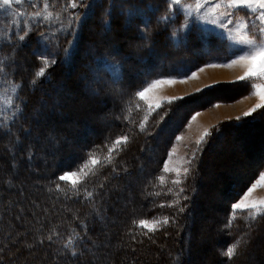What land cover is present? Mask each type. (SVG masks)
<instances>
[{
	"label": "rangeland",
	"instance_id": "rangeland-1",
	"mask_svg": "<svg viewBox=\"0 0 264 264\" xmlns=\"http://www.w3.org/2000/svg\"><path fill=\"white\" fill-rule=\"evenodd\" d=\"M186 2L194 3V0H186ZM49 4L48 11L53 13V18L46 21L42 17L33 18V13L44 11L43 0H22L20 4L13 3L10 8L0 9V60L3 61V72L0 73V128L16 122L15 120L23 112L28 100L31 108H29L30 112L28 109L31 121L36 120L41 128L43 126L48 128L47 131H39L43 138L39 143L36 159L49 160L51 163L49 167L42 166L40 172L56 168V161L59 159L56 154H53V148H55L57 138L59 143L74 148L65 152L67 156L79 153V146L86 144L85 142L88 144V141L95 140L104 134L107 137L109 132L111 133L106 139L109 145L115 139L127 135L128 142L120 146L122 150L120 159L128 162L134 158L135 161L140 159L146 167L141 168L128 180L114 184L113 187L120 185L140 191L139 186L144 185L145 175L148 174L149 168L154 166L157 155L160 160V174L156 178L148 174L150 178H146L148 180L146 184H150V180L153 179L157 181V188H155L157 193L148 190L143 198L153 200L155 196L160 197V203L156 207L153 204L151 208L145 210L150 213L153 209L161 211L159 215L152 213L153 216L150 219L144 220L151 222L153 218L157 220L167 218L169 222L158 225V230L155 232H147L146 229L138 228L133 222L123 233L124 235L127 233L128 240L126 241L129 244L140 243L142 238H147V245L155 244L156 251L153 259L156 255L161 259L157 251L161 243L162 264L171 263L168 250L175 247V242H170L167 236L178 237L181 234V227L188 223L186 222L188 218H184L182 214L187 212L192 213L195 222L199 221L192 246L190 244L191 249L194 250V259L200 257L211 246L212 235L220 236V229L215 231L209 229V222L225 223L228 232L237 227L241 230L238 240L247 234V227L243 220L237 219L231 227L227 225L233 212L231 206L242 198L248 188L232 202L224 201V197L216 190L219 187L221 189L227 181L231 183L235 181L238 184L251 179L253 173L250 174V172L254 170L264 150V129L261 124L248 127V123L252 121L250 120L244 126H240V129H231L227 125L222 128L220 136L215 137L216 140L214 138L215 141L208 145L211 147L206 148L201 166L202 185H200L199 197H197L198 205H204L205 209L207 207L206 212L199 208L196 210L188 203L189 201L186 202L187 199L184 197H187V194L184 193V188L183 192H179L182 188L181 184L186 180L184 177L187 174L184 169H188L189 176L195 173L199 162L198 156L202 147L206 145V137L203 135L204 142L197 150L196 141L201 137L194 139L199 126H202L201 119L196 117L190 120V125L188 123L184 125L185 119H183L182 129L168 140L163 151L159 150H161L167 132L156 131L157 125L146 131L148 130L147 120L152 118L159 107L171 103L174 99L186 97L204 89L210 90L212 89L210 87L218 84H221L220 89L207 92L208 99L205 98V101L210 102L214 99L218 102L203 107V110H220L217 114L213 112L214 124L208 127L206 131L208 133L218 123L244 116V114L238 115L237 113L247 104L260 103V97L255 94V85L264 83V81L255 78L240 80L239 77L245 71L241 65L210 66L229 64L243 54L244 46L238 42V36L234 38L218 26L197 21L195 17L191 18L190 29H182L183 22L188 19L183 12L176 13L170 20H161L160 17L166 14V0H84L83 6L76 9L67 8V0H49ZM203 11L202 9L201 13ZM222 11L224 9L219 10L216 15L219 16ZM234 12L238 22L243 19L249 20L248 31L254 34L256 32L254 17H250L248 10L240 8ZM162 21L166 23L164 27L161 24ZM25 29L28 34L24 40H20L19 36L25 34ZM191 33H193L192 38ZM26 40L29 41L27 45L24 44ZM154 46L157 48L154 49ZM133 56L136 57L132 58ZM145 56L149 57V63L157 64L155 73L158 74L149 76L144 84H137L139 89L134 91L136 86L133 84L138 83L141 79L140 74L146 70L145 68L151 66L149 63L140 61V58ZM42 58L55 60V63L46 69L44 76L37 78L35 74L42 66ZM143 64L146 67H143ZM114 65L119 66L118 71L114 69ZM124 65L126 67L122 71ZM68 67H71L69 72ZM207 68H234L237 71L226 79L218 80L217 76L206 78L201 76V69ZM107 70L115 78L125 76L121 86L111 83L105 74ZM135 70L137 72L134 74ZM192 73H196L195 78H190ZM67 78L75 82L66 86ZM45 80H50V83L44 86L42 83H45L43 82ZM155 80H172L175 83L158 85L147 94V100H140L136 93ZM235 81L242 82L244 88L247 84L246 89H250L248 94L239 97L236 89L228 86ZM33 85L37 86L33 93L28 94L25 86L29 90V86ZM26 95H29L28 99ZM7 99L13 101L11 106L5 103ZM247 99H250L249 102L242 106V101ZM157 104L160 106L155 107ZM184 109L188 110L187 106L183 110L175 108L172 111L174 119L169 126L179 121L180 118L182 119ZM53 113L58 116H50ZM208 118L207 114L202 116L203 120ZM141 125H143L142 128ZM60 127L65 131L62 129L59 131ZM56 133L60 135L56 136ZM70 134H75V136L68 138ZM177 137H183V139H176ZM10 141L12 139L7 137L5 145ZM11 145L17 147V141H12ZM1 148L3 146L0 147V154L3 153ZM172 148H175L174 152H171ZM100 149H104L103 153L108 151L107 148ZM90 153H87V156ZM98 153L99 151L96 152L97 156L102 152ZM193 153H195L194 159ZM189 160L191 163L187 162ZM166 163L172 169L169 173L163 172ZM3 164L5 165L0 161V176L3 172L5 174ZM77 167L73 171H76ZM101 170L102 168L98 167L91 175L96 177ZM25 173L28 175L27 172ZM161 175L164 176L163 183L159 180ZM77 178L74 177V179ZM257 178L254 177L250 181L251 184ZM176 179L181 180V184L172 183ZM220 181H223V184ZM68 183L71 184V182ZM39 184L38 181H34L33 185L31 181L28 182V194L17 197L18 203L25 206V211L29 210L25 199L29 195L32 196L37 189L35 185ZM8 186L13 187L12 184ZM176 193L179 194L176 195ZM130 197L132 194L124 191L123 196H119V199L112 205V207L115 205V212L122 217V220L125 218V221L127 217L130 219L137 217L140 212L136 209H142L137 203L133 202L130 205L131 203L128 202ZM260 198H264V187L258 188L250 197L252 200ZM105 199H109L110 204L109 195ZM45 200L46 198H43L40 204ZM118 201H124L129 205L120 209ZM181 208L183 211L180 210ZM218 217L221 219L217 220ZM145 232L149 234H144ZM257 234H259L260 241L254 238L248 246L240 244L241 255L236 259L235 264H264V227L255 231L251 237ZM127 252L131 254L129 248ZM182 254L184 255L183 251ZM19 255L18 252L17 256ZM174 258L180 263L176 257ZM138 264H140L139 261Z\"/></svg>",
	"mask_w": 264,
	"mask_h": 264
},
{
	"label": "trees",
	"instance_id": "trees-1",
	"mask_svg": "<svg viewBox=\"0 0 264 264\" xmlns=\"http://www.w3.org/2000/svg\"><path fill=\"white\" fill-rule=\"evenodd\" d=\"M161 24L163 27L166 25L163 21ZM190 35L192 38L193 33ZM28 42L29 41L26 40L24 44L27 45ZM153 48L156 49L157 47L154 46ZM135 57L136 56H133L132 58ZM140 61L143 63L150 62L148 56L140 58ZM149 64H151V66L145 68L146 70L140 74V81L133 84V86H136L134 91H136L137 88L139 89L137 84H144L147 82L149 76L158 74L155 73L157 64ZM125 67L126 65L122 67V71L125 70ZM143 67H146V65L143 64ZM67 69L70 70L71 67ZM136 72L137 70L133 73L135 74ZM105 74L110 79L111 83L116 86H121L125 80V76L123 78L113 77L108 70L105 71ZM43 82H45L42 83L45 86L50 83V80H45ZM36 86L37 85L29 86V90H27V86H25V89L27 93L30 94L33 93ZM228 86H230L231 89L232 87L236 89V93L239 97L248 94L250 91V89H246L247 84H245L246 88H244L240 81H235ZM220 87L221 84L214 85L210 87L212 88L210 90L204 89L192 95L174 99L171 103L159 107V110L153 114L152 118L147 120L148 124L146 125L148 129L146 131H149L151 127L157 125L156 131L167 132L161 150L159 151L165 150V145L168 144V140L180 132L183 119H185L184 125H187L192 116L199 110H203V107L218 102L214 99L210 102L205 101V98L208 99L206 95L207 92L212 90L215 91L218 88L220 89ZM26 96L28 99L29 95ZM25 104L26 106H24L23 112L15 120L16 122L0 128V147L3 146V148H1L3 153L0 154V161L5 163V165L3 164L5 174L3 172V174H1L3 177L0 176V264H138V261L140 264H162L163 255L161 251L163 249L161 248V243H159L157 248L161 259L157 258V255L156 258L153 259V255L156 251L155 244L147 245V238H142L140 243L134 245L129 244L126 241L128 240L127 233L125 235L123 233L134 221L150 219V217L153 216L152 213L159 215L161 211L159 208H156L159 209L157 211L153 209L151 213L145 210L151 208L153 204L156 207V205L160 203V197L155 196L153 200L149 198L144 200L143 198L148 190L150 192L154 191L155 194L157 193L155 189L157 188V181L155 179L152 180L153 182L150 180V184H146L148 181L146 180L147 177L150 178V176H154L156 178V176L160 174V160L157 158V155L155 157L154 166L149 168L148 174L151 175H145L144 185L142 184L141 187L139 186L140 191L139 189H132L120 185L118 187H113L114 184L122 183L133 177L141 168L144 169L146 165L142 163L140 159H136L135 161L134 158L130 162L121 160V149L114 153V158L111 163L104 161L103 157L106 155L107 151L103 153L104 149L101 150L100 148H106V144L109 145L106 139L111 132L107 133V137L106 134H104L95 140L92 139L88 141V144L85 142L86 144L79 146V153L67 155L68 157L65 152L74 148H69L68 146L66 147L65 144L59 143L56 137L57 143L54 144L55 148H53V154H56L59 159L56 161V168H52L47 172L41 171V173L40 170L42 166L49 167L51 162L49 160L40 161V159H36L39 143L43 138V135H41L39 131H47L48 128L46 126L41 128L36 120H33L35 122L31 121V115L29 114L31 108L29 107L30 104L28 100ZM186 106L188 110L184 109L181 115L182 119L180 118L179 121L169 126L174 119V113L172 111L175 108L183 110ZM191 107L194 108L191 110ZM187 113L190 114L187 115ZM50 116L54 117L58 115L53 113ZM50 122L51 121H49V123ZM247 122H249L248 127L261 124L262 129H264V109H257L251 116H241L239 120L234 119L232 121L218 123L211 128L209 135L206 136V145L202 147L200 151L198 166L196 167L195 173L192 175L194 178L188 175V171L187 175L184 177L186 180L181 184L182 188H184V193L187 194L186 202L189 201L188 203L196 210L198 208L205 210V207H203L204 205H198L199 201L197 197H199V189L200 185H202L201 166L203 165V156L206 152V148L220 136L219 134H221L222 128L225 126L229 125V128L234 129L244 126ZM168 128L169 130L167 131ZM61 129L64 130L60 127L59 131H61ZM56 134V136L60 135V133ZM74 136L75 134H70L68 138H73ZM7 137L12 139V141H17V147L11 145L12 141L5 145ZM102 144H104L102 147H98ZM97 151H99V153L102 152L101 154L98 153V157L101 158L102 163L97 166V168H102V170L96 177L91 174L88 175V177L83 180V183L79 185V190L73 189L68 182L58 179L60 175L73 171L76 166L83 163L87 153H96ZM262 152L263 154L256 162L254 170L250 172V174L253 173L250 180H245L238 184H236L235 181H232V183L227 181L221 189L219 187L216 190L218 194L224 197V201L232 202L237 200L249 187L251 184L250 181L254 177H258V174L264 170V150ZM88 157L89 155L86 160ZM97 168H95L93 172H95ZM25 172H27L28 175ZM190 178L193 179L190 180ZM30 181L31 185H33L34 181H38L40 184L35 185L37 188L36 191L32 196L29 195L25 199L27 201L26 206L29 208V210L25 211V206L18 203L17 197L28 194L27 184ZM8 184H12L13 187H9ZM58 184L60 185L59 189L57 188ZM85 189L87 191H85ZM124 191L132 194V197H130L128 201L129 204L131 203L130 205L134 202L142 208L136 209L140 212L137 217L132 219L127 217L126 221L125 218L122 220V217L115 212V205L112 207L114 202L119 199V196H123ZM87 192H91L92 195L89 197ZM108 195L110 197V204L109 199H105ZM43 198H46V200L40 204ZM118 204L120 205V209H124L125 205L127 207L129 205L124 201H118ZM182 216L188 218V221H186L188 223L181 227V234L178 237L174 235L167 236L170 242H175V247L172 250H168V257L171 260L169 264H235L236 259L241 255L240 247L237 249L236 255L231 259L223 253L229 246L238 240L241 232L240 229L235 227V229H230V232H228L229 230L225 228V223H220V221H216L215 223L209 222V229L214 231L220 229V236L212 235L211 246L208 247L207 251H204L200 257L194 259V250L191 249V246L195 238L194 233L198 228L199 221H194L191 212L182 214ZM220 219L219 217L217 218V220ZM237 219L243 220L248 232L239 239L242 245L248 246L253 242L254 238L255 240H261L259 234L254 237L251 236L255 231L264 227V215L258 216L252 221L248 219L244 212H237L236 218L232 220V223ZM249 224L251 225L250 227ZM76 234H78V236ZM148 234L149 233H147V235ZM49 236H51V240ZM69 236H72L73 239L76 240V243L73 245L76 255H72L71 251L64 247ZM205 242L207 243V240ZM127 248H129L131 254L127 252ZM18 252L20 253L19 256H17ZM174 257H176L180 263H178Z\"/></svg>",
	"mask_w": 264,
	"mask_h": 264
},
{
	"label": "snow or ice",
	"instance_id": "snow-or-ice-1",
	"mask_svg": "<svg viewBox=\"0 0 264 264\" xmlns=\"http://www.w3.org/2000/svg\"><path fill=\"white\" fill-rule=\"evenodd\" d=\"M13 3L20 4L22 0H0V9L10 8ZM84 4V0H67V8L76 9L78 7H82ZM43 12H35L33 13V18L42 17L43 20H51L53 18V13L48 11L50 4L49 0H43ZM245 8L248 10L250 17H254V26L256 28V32L253 34L248 31L249 29V20L243 19L239 22L237 21V17L235 15L234 10ZM204 10L201 13V10ZM224 9V11L220 12V15L217 16L216 13ZM183 12L186 19L182 24V29H190L191 27V18L195 17L197 21L207 22L213 25L218 26L220 29L224 30L226 34L233 36L234 38L238 36V42L244 46L243 54L240 55L237 59H233L231 63L226 65H210L212 67L218 66H227L232 67L234 65H241L245 71L242 76L239 77L240 80H250L252 78L264 81V0H194V3H188L186 0H166V14L160 17L161 20L167 21L172 19V16L176 13ZM231 26V27H230ZM243 30V32L241 31ZM28 34L27 29H25V34L20 35L19 39L24 40L25 36ZM66 52L68 50H65ZM55 63V60H48L47 58H42V66L36 72V77H42L45 74L46 69L52 64ZM115 70H119L118 65L113 66ZM203 69H201L202 71ZM3 72V61L0 60V73ZM95 73V70H94ZM196 73H192L190 78H195ZM98 78V76H97ZM35 82V81H33ZM164 83H175L172 80H155L151 82L148 86L143 88L142 90L136 93V96L140 100H147V94L157 87L158 85ZM18 87V86H16ZM256 92L255 94L260 97V103L256 104L254 108L250 109L248 112L244 113V116H251L252 113L256 112L257 109L264 108V83H258L255 85ZM170 102V101H169ZM6 104L12 105L13 101L11 99H7L5 101ZM157 104L155 107H159ZM195 119V117H192ZM240 117H237L239 120ZM143 125H141V128ZM209 133L205 132L204 136H208ZM129 137L127 135L123 137H119L115 139L110 145H106L105 147L108 149L106 155L103 157V160L111 163L114 158V153L120 150V146L122 144H126L128 142ZM176 139H183V137H177ZM204 142V137H201L200 140L196 141L197 150H199V146ZM175 148L171 149V152H174ZM171 152L169 159L171 157ZM195 158V153H193V159ZM191 163V160L187 161ZM102 160L100 157L96 155V153H90L87 160H85L81 165L77 167L76 171H72L69 173H65L60 175L58 179L60 181L71 182V186L73 189L79 190V185L83 183V180L88 177V175L92 174L93 170L97 165H100ZM165 164L163 168L164 173L171 172ZM185 174H187L188 169H184ZM179 175V172H177ZM74 177H78L74 179ZM161 183L164 181V176L161 175L159 177ZM172 183L179 185L181 184V180L176 179L173 180ZM264 187V172H260L258 174V178L248 187L245 194H243L242 198L234 203L231 207L233 212L231 213L229 222L227 227H231L232 220L236 218L237 211L244 212L249 220L254 221L258 216L264 215V198H260L257 200H252L250 197L252 193L255 192L258 188ZM57 188H60V185H57ZM85 191H87L85 189ZM179 192H183V188L179 189ZM179 193H176L178 195ZM87 195L90 197L92 195L91 192H87ZM184 199H187L185 196ZM163 206V205H161ZM172 206V205H169ZM183 211V209H180ZM169 221L167 218L163 220H157L153 218L150 222L148 220H139L134 221V224L138 228L146 229L147 232H155L158 230V225L167 224ZM251 225L249 224V227ZM145 232V234H147ZM78 236V234H76ZM51 240V236H49ZM76 243V240L73 239L72 236H69L64 244V247L71 251L72 255H76L75 247L73 245ZM241 240H237L231 246L227 248V250L223 253L229 259L236 255L237 249L240 247Z\"/></svg>",
	"mask_w": 264,
	"mask_h": 264
},
{
	"label": "crops",
	"instance_id": "crops-1",
	"mask_svg": "<svg viewBox=\"0 0 264 264\" xmlns=\"http://www.w3.org/2000/svg\"><path fill=\"white\" fill-rule=\"evenodd\" d=\"M204 70V69H203ZM250 100V99H249ZM249 100L247 99V100H244V101H242V103H241V101H240V103H241V105L242 106H244V104H247L248 102H249ZM257 104V102H255V103H253V104H247L244 108H242V110L239 112V113H237L238 115H243L245 112H248L250 109H252V108H254L255 107V105ZM217 108H219V107H217ZM216 112V114L218 113V112H220V110L218 109V110H212V109H207V110H204V111H199V112H197V113H195L194 114V116L193 117H197V118H199L200 117V119H201V123L200 124H202V126H199V128H198V132H197V136H195L194 137V139H198V138H200V137H202L204 134H205V132L208 130V127H210L211 126V124H214L213 122H214V116H213V112ZM214 112V113H215ZM208 114L209 115V118L208 119H206V120H203L202 119V116L204 115V114ZM193 120V118L191 119V121ZM191 121L189 122V125H190V123H191ZM188 125V126H189ZM189 128L191 129V126H189ZM197 129V128H196Z\"/></svg>",
	"mask_w": 264,
	"mask_h": 264
},
{
	"label": "bare ground",
	"instance_id": "bare-ground-1",
	"mask_svg": "<svg viewBox=\"0 0 264 264\" xmlns=\"http://www.w3.org/2000/svg\"><path fill=\"white\" fill-rule=\"evenodd\" d=\"M76 64V63H75ZM77 67H78V65H76ZM233 69V70H232ZM69 70V69H68ZM74 70V69H73ZM77 71H78V69H77ZM237 70H234V68H207V69H204V71L202 70V71H200L201 73V76H203L204 78H206V77H214V76H217L218 77V80H220V79H226V78H228L231 74H233L234 72H236ZM73 72V71H72ZM72 72H71V74H72ZM75 72V71H74ZM238 72L240 73V69L238 70ZM73 75V74H72ZM66 79V78H65ZM69 79H71V77L69 76ZM68 78H67V80H66V82H65V80H64V82H65V85H69V84H71V82H75V81H70ZM74 86V85H73ZM202 111H204V110H202ZM207 114V113H206ZM208 115V114H207ZM200 118V117H199ZM259 135V134H258ZM260 136V135H259ZM256 138V137H255ZM245 146V145H244ZM246 148V147H245ZM244 151V150H243ZM259 151V150H258ZM237 159V158H236ZM219 160V159H218ZM222 160V159H221ZM257 160V159H256ZM219 161H217V163H218ZM230 162V161H229ZM216 171H218V170H216ZM219 177V176H218ZM220 178H221V176H220ZM226 179V178H225ZM214 180H216V179H214ZM219 180V178L217 179V181ZM221 180H223L222 178H221ZM224 181V180H223ZM223 181H220L221 183L223 182ZM210 182V181H209ZM209 182H207V184H209ZM225 182V181H224ZM206 184V185H207ZM212 184V183H211ZM214 184H215V182H214ZM223 184V183H222ZM210 185V184H209ZM217 185V184H216ZM215 185V186H216ZM211 186V185H210ZM218 186H219V183H218ZM209 187V186H208ZM207 187V188H208ZM212 187L214 188V186L212 185ZM211 189V188H210ZM204 207V206H203ZM207 209V208H206ZM205 209V210H206ZM204 210V209H203ZM206 212V211H205Z\"/></svg>",
	"mask_w": 264,
	"mask_h": 264
}]
</instances>
